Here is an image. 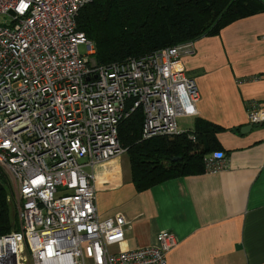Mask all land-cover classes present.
I'll return each instance as SVG.
<instances>
[{
	"label": "built area",
	"instance_id": "built-area-1",
	"mask_svg": "<svg viewBox=\"0 0 264 264\" xmlns=\"http://www.w3.org/2000/svg\"><path fill=\"white\" fill-rule=\"evenodd\" d=\"M92 1L0 0V168L16 184L19 224L0 236V264H167L177 244L163 231L156 245L112 251L129 223L100 217L93 171L126 153L119 125L137 109L143 139L180 134L179 118L197 115L199 87L182 61L194 40L98 64L78 27ZM247 109L264 125V103ZM223 158L214 152L207 168Z\"/></svg>",
	"mask_w": 264,
	"mask_h": 264
},
{
	"label": "crops",
	"instance_id": "crops-1",
	"mask_svg": "<svg viewBox=\"0 0 264 264\" xmlns=\"http://www.w3.org/2000/svg\"><path fill=\"white\" fill-rule=\"evenodd\" d=\"M194 45L182 61L200 99L197 115L179 118L192 127L179 128L220 126L215 152L224 154L223 166L139 191L124 153L93 171L98 212L102 219L122 214L129 223L114 252L156 245L169 231L177 244L167 264H264V125L250 124L247 109L264 103V8Z\"/></svg>",
	"mask_w": 264,
	"mask_h": 264
},
{
	"label": "trees",
	"instance_id": "trees-1",
	"mask_svg": "<svg viewBox=\"0 0 264 264\" xmlns=\"http://www.w3.org/2000/svg\"><path fill=\"white\" fill-rule=\"evenodd\" d=\"M263 8L261 0H93L81 10L78 27L94 42L96 62L106 65L216 35ZM142 124L139 108L119 125L139 191L171 178L203 173L207 156L219 150L215 133L222 128L218 125L198 121L195 130L143 139ZM11 193L8 176L0 168V236L18 228Z\"/></svg>",
	"mask_w": 264,
	"mask_h": 264
},
{
	"label": "rangeland",
	"instance_id": "rangeland-1",
	"mask_svg": "<svg viewBox=\"0 0 264 264\" xmlns=\"http://www.w3.org/2000/svg\"><path fill=\"white\" fill-rule=\"evenodd\" d=\"M6 18L4 16L0 17V24H4L5 23V20ZM80 52L81 53H85L86 52V47L85 45H80ZM179 127L180 128H190L192 127L193 123L191 121V119H179ZM2 169V168H1ZM3 172L8 176V180L10 181V185H11V188H12V192L10 194V197H9V201L11 203V206L14 208V210L16 211L17 213V205H18V193H17V187H16V184L15 182L13 181V179L10 177V175L4 170L2 169ZM17 225L18 224V217H17ZM18 227V226H17Z\"/></svg>",
	"mask_w": 264,
	"mask_h": 264
},
{
	"label": "water",
	"instance_id": "water-1",
	"mask_svg": "<svg viewBox=\"0 0 264 264\" xmlns=\"http://www.w3.org/2000/svg\"><path fill=\"white\" fill-rule=\"evenodd\" d=\"M11 13H13V11H11ZM251 127H252L251 125L245 126V127L242 128V131H244L245 128L246 129H250ZM178 159H180V157H175L173 160H178Z\"/></svg>",
	"mask_w": 264,
	"mask_h": 264
}]
</instances>
